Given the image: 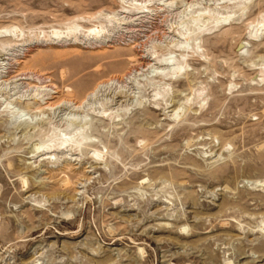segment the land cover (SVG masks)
<instances>
[{
	"label": "rangeland",
	"instance_id": "374dc122",
	"mask_svg": "<svg viewBox=\"0 0 264 264\" xmlns=\"http://www.w3.org/2000/svg\"><path fill=\"white\" fill-rule=\"evenodd\" d=\"M169 1L0 0V264H264V0ZM73 21L116 33L80 42ZM153 50L183 66L162 98L62 145L61 103Z\"/></svg>",
	"mask_w": 264,
	"mask_h": 264
},
{
	"label": "bare ground",
	"instance_id": "6f19581e",
	"mask_svg": "<svg viewBox=\"0 0 264 264\" xmlns=\"http://www.w3.org/2000/svg\"><path fill=\"white\" fill-rule=\"evenodd\" d=\"M173 2L174 1L170 0L166 4V6L167 7L171 6L173 4ZM239 2H240V0H239ZM132 4H133V6L130 7L131 9L134 7V9L137 8L141 12H146V13L151 12L150 10H148L146 8V6L148 4L146 6L144 5L145 7L143 6V2H142V4H140V3L139 4L138 3H132ZM237 4H239V3L237 2ZM237 4H234L232 7L234 9L237 7H240L241 3L239 4V6H237ZM196 5H197V2L196 3L190 2L188 4V7H185V8L183 7L184 10L179 12V15H178L179 16V22H178L179 24H177L179 26V30L177 29L178 30V36L179 35L181 36L180 40L178 39V41H177V45L179 46V48H188L189 47V49H192L191 44L193 41H195L193 34H195V31L197 29L201 30L200 28L202 27V25H201L202 19H201L200 15H201L202 10L200 12L199 9H197L198 7L196 8ZM235 5L237 7H234ZM144 8L147 10L144 11ZM195 9H197V10L195 11ZM119 12H114L112 14L110 13L111 15H108V12H107V14L98 13L95 16L100 18V19L102 18V19L108 20V21H110L109 23L115 22L114 29H117L120 27V21L121 20L124 21V19L126 18V14L120 15L121 13H119ZM230 12H232V11H230ZM217 13H219V12H217ZM208 14H205V15H208ZM232 14H233V12H232ZM224 17H226V16H224ZM227 18H228V16H227ZM126 19H128V18H126ZM208 19L210 20V16L208 17ZM218 19L222 20V18H219L216 16V18H215L216 21L214 20L215 24H217L216 22H219ZM215 24H213V25H215ZM204 27H206V26H203V28ZM114 29L111 31L108 29L106 30V29H103V27L100 25L97 28L91 27V29L89 28L87 30H81V27L75 21H73L72 23H70L69 26H67V28H65V30H69V33H73V32H75V33L72 35V34H68L66 31L65 32L68 35H71L74 40L78 39V40H80V42L83 41V42L90 43L92 41H98L99 42V41H107V40L113 39L114 34L116 33L114 31ZM51 34L58 36V35H62V32L59 30L58 31L53 30V31H51ZM63 37H61V38H63ZM164 55L165 56H163V55L159 56L157 54L155 55L154 50H153V53L150 55H146V56L141 55L142 56L141 62L144 63L142 66H144L145 68L139 69V71H137V72L133 71L131 74L123 76L122 78L116 77V78L109 79L107 81H102V82L98 83L92 90H90L85 95L84 99L80 102H72L69 100L68 101L64 100L60 106L57 105L60 107V111H63L61 114V119H62V121H64V124H65V128L62 130L63 132L60 134V137H59L61 139V144L63 145V144H68V143H72V142L80 143V141H82V138L85 137L84 129L86 128V125L92 119L97 118V119H108V120H112V121L114 120L115 121V119H117L121 115V113L127 109V107L129 105H131L134 102H142L146 95L152 97L154 100H158L159 98H162V85L163 84L165 85V83H163V81L173 78L174 74L176 72H179V70H181L183 68L181 63H179V59L176 58L174 55H171V54H168V55L164 54ZM184 55H186V54H184ZM184 55L182 54V56H184ZM179 57L181 58L180 54H179ZM183 59L185 61V57H183ZM181 60H182V58H181ZM185 66H186V64H185ZM185 66H184V68H185ZM0 69H1V66H0ZM0 72H1V70H0ZM155 76H157L158 78L154 79ZM166 91H167V89H166ZM6 102H7L6 104L8 105L12 101L11 102L6 101ZM17 114L19 116L23 115V114H21V112H18ZM42 147H43V145H42ZM51 154H52V156L58 155L56 153H51Z\"/></svg>",
	"mask_w": 264,
	"mask_h": 264
}]
</instances>
